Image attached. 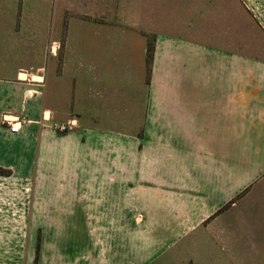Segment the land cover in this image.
Segmentation results:
<instances>
[{"label":"crops","instance_id":"0c3cea01","mask_svg":"<svg viewBox=\"0 0 264 264\" xmlns=\"http://www.w3.org/2000/svg\"><path fill=\"white\" fill-rule=\"evenodd\" d=\"M34 1L48 25L0 30L66 31L91 56L0 74L2 264H264V43L218 44L229 0ZM241 1L264 29V0Z\"/></svg>","mask_w":264,"mask_h":264},{"label":"rangeland","instance_id":"374dc122","mask_svg":"<svg viewBox=\"0 0 264 264\" xmlns=\"http://www.w3.org/2000/svg\"><path fill=\"white\" fill-rule=\"evenodd\" d=\"M229 2L232 4L231 18L234 19V25H232L233 29L231 31H219L217 33H212V35H215L214 39H217L218 44H222L225 41L234 42L237 39L241 40L242 37L245 38L244 40L264 43V29L260 24V20L257 18V16L251 11L248 12V10L245 8L244 1H241V3L240 0H229ZM43 4L45 8L48 7L45 3ZM48 4L49 3H47V5ZM34 6L43 7L42 2H40V4H35L34 0H0V26L4 24L15 23H36V21L39 20L41 22L43 20V23L47 22L48 25V22L50 21V17L48 15L37 16L32 12L25 11L26 8H32ZM165 7H167V4L165 5ZM224 17L227 16L224 15ZM52 18L55 17H51V19ZM86 19L91 20L92 18L86 17ZM236 27L238 29H236ZM70 34L71 33H67L66 31L9 32L0 30V74L12 70L16 71L15 68L17 66L21 67L22 69L20 70L29 74V76H32L33 74L44 73L45 76L49 78L55 71H58V73H64L65 66L71 58L81 62V60H85L84 57L91 56V53H88V51L86 53L85 51H83V49L73 46L72 42H70ZM126 34H132L135 37L147 35V39H149L150 35L152 34L158 35L157 32H129ZM193 34L196 35V33L191 32L190 36ZM154 46L156 49V40L154 41ZM53 48H55L56 51H53ZM148 48L149 40L147 54ZM106 53L108 57H112L114 55V52H111L109 48L106 49ZM251 54L264 56V49L262 52H257V49L255 48L253 52H251ZM152 65L153 62L151 63L150 67L148 66V64L147 67H145V82L147 86L151 84L152 80ZM121 75L124 76L125 74L121 73ZM75 82L76 80H74V83ZM154 86L160 87L161 81L156 80ZM122 132L123 134L129 133V129L123 128ZM32 211L33 209L31 208L29 212L30 215H32ZM34 226L35 225H33V223H27L23 225L24 232L26 233V253L28 251L27 248L30 240V234ZM42 226L49 227V225L46 224H43ZM9 227L12 228L13 225H9ZM20 227H22V225ZM5 228L6 225H0V231L6 232L7 230ZM13 231L18 230L15 228L13 229ZM41 231L42 230H40V232ZM15 242L17 241H14V243ZM6 243L7 241L5 242L0 239V264L5 262L8 258H11V260H17V256L8 257L4 256L5 254H1V252H3L4 249L7 248L4 247L7 246ZM10 247V251H12V248H14V246L11 245ZM23 258L24 259H22L21 257V259L26 263V260L28 258L27 255H25V257ZM163 260L164 258L156 264H163Z\"/></svg>","mask_w":264,"mask_h":264},{"label":"trees","instance_id":"16d2710c","mask_svg":"<svg viewBox=\"0 0 264 264\" xmlns=\"http://www.w3.org/2000/svg\"><path fill=\"white\" fill-rule=\"evenodd\" d=\"M155 37L152 38L149 42L148 54H147V64L150 67L153 62L155 46H154ZM7 174V172L0 170V175Z\"/></svg>","mask_w":264,"mask_h":264},{"label":"built area","instance_id":"2783aa9c","mask_svg":"<svg viewBox=\"0 0 264 264\" xmlns=\"http://www.w3.org/2000/svg\"><path fill=\"white\" fill-rule=\"evenodd\" d=\"M55 128L60 132V133H69L73 131V126L71 125H62V126H55ZM9 131L11 133H16L18 129L14 128L13 126H10Z\"/></svg>","mask_w":264,"mask_h":264},{"label":"water","instance_id":"95a60500","mask_svg":"<svg viewBox=\"0 0 264 264\" xmlns=\"http://www.w3.org/2000/svg\"><path fill=\"white\" fill-rule=\"evenodd\" d=\"M22 78H24V76H22ZM35 80H39L38 78H34Z\"/></svg>","mask_w":264,"mask_h":264}]
</instances>
